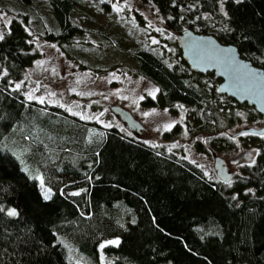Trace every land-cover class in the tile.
I'll list each match as a JSON object with an SVG mask.
<instances>
[{
    "label": "trees",
    "instance_id": "1",
    "mask_svg": "<svg viewBox=\"0 0 264 264\" xmlns=\"http://www.w3.org/2000/svg\"><path fill=\"white\" fill-rule=\"evenodd\" d=\"M141 1L174 35H211L264 70V0ZM46 4L54 29L42 37L77 61L84 30L70 16L82 2ZM25 26V16L12 19L0 39V264H75L71 250L86 264H264V135H252V162L226 184L138 136L29 102L13 87L35 59ZM174 46L161 57L136 50L139 73L158 88L143 104H181L193 135L207 137L200 152L231 150L223 131L246 105L219 95L218 79L191 72ZM257 119L251 108L248 120ZM178 133L175 124L163 137Z\"/></svg>",
    "mask_w": 264,
    "mask_h": 264
},
{
    "label": "rangeland",
    "instance_id": "2",
    "mask_svg": "<svg viewBox=\"0 0 264 264\" xmlns=\"http://www.w3.org/2000/svg\"><path fill=\"white\" fill-rule=\"evenodd\" d=\"M80 1L84 7L78 6L70 16L72 22L84 30V40L72 46L75 61L55 43L42 37L45 30L54 29L47 0H35L28 6L18 0H0V34L12 19L26 18L25 28L35 59L13 87L27 101L59 108L69 116L95 123L103 129L115 127L126 135L135 136L106 107L118 105L144 127L145 132L138 136L139 139L174 152L200 168L208 178H215L212 154L227 162L239 159L242 164L241 156L255 150L256 139L252 135H237L243 129L262 126L261 119L248 120L251 113L248 106L235 110L237 121L223 131L231 136V150L200 152L197 144L199 141L205 143L207 137L193 135L196 133L188 126V109L179 103L170 107L143 104V99L157 97L158 88L139 73L136 50H148L159 57L162 52L176 50L175 35L164 28L154 5L141 0ZM219 2L221 5L222 0ZM219 13H222L221 6ZM78 62L87 68H82ZM175 124L179 125V133L165 139L164 133ZM239 165L230 166L232 173ZM41 191L45 192L42 187ZM71 256L75 264H86L74 250ZM100 260L102 264H112L102 256Z\"/></svg>",
    "mask_w": 264,
    "mask_h": 264
},
{
    "label": "water",
    "instance_id": "3",
    "mask_svg": "<svg viewBox=\"0 0 264 264\" xmlns=\"http://www.w3.org/2000/svg\"><path fill=\"white\" fill-rule=\"evenodd\" d=\"M175 41L181 59L191 72L201 75L212 73L218 79L216 92L219 95L251 107L260 116V128L243 129L237 135H264V70L253 66L233 45L222 44L211 35L185 29L175 35ZM106 107L130 133L139 136L145 132L144 127L128 111L118 105ZM212 155V169L216 179L229 183L232 176L230 166L237 165L239 159L227 162ZM241 157L245 162H250L253 153L246 152Z\"/></svg>",
    "mask_w": 264,
    "mask_h": 264
},
{
    "label": "snow or ice",
    "instance_id": "4",
    "mask_svg": "<svg viewBox=\"0 0 264 264\" xmlns=\"http://www.w3.org/2000/svg\"><path fill=\"white\" fill-rule=\"evenodd\" d=\"M235 2H236V3H240L241 0H235ZM0 39H3V35H2V34H0ZM154 42H156V41H154ZM19 87H20V86L17 85V88H19ZM31 98H32V97L29 96V99H31ZM40 102L43 103L42 100H41ZM41 182H42V181H41ZM78 194H79V193H72V195H78ZM44 198H45V199H48V198H49L47 192H45V194H44ZM8 215H10V216H15V215H17V213H16V211L13 209V210L9 211ZM109 243H111V244H118L119 241H110Z\"/></svg>",
    "mask_w": 264,
    "mask_h": 264
},
{
    "label": "flooded vegetation",
    "instance_id": "5",
    "mask_svg": "<svg viewBox=\"0 0 264 264\" xmlns=\"http://www.w3.org/2000/svg\"><path fill=\"white\" fill-rule=\"evenodd\" d=\"M258 128H260V127H258ZM240 135H245V134H240ZM242 159V158H241ZM243 162H245V161H243ZM239 163H240V160H239V162L237 163V165H239ZM241 164V163H240Z\"/></svg>",
    "mask_w": 264,
    "mask_h": 264
}]
</instances>
